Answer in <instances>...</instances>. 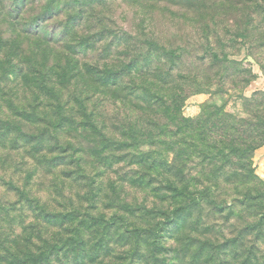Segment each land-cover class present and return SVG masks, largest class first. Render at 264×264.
<instances>
[{"label": "rangeland", "instance_id": "374dc122", "mask_svg": "<svg viewBox=\"0 0 264 264\" xmlns=\"http://www.w3.org/2000/svg\"><path fill=\"white\" fill-rule=\"evenodd\" d=\"M0 3V264L50 254L51 264H264V203L246 202L245 187L210 180L211 169L196 157L178 164L200 177L193 192L211 189L217 197L167 199L164 177L142 159L149 153L171 162L174 154L157 141L151 146L157 129L130 99L94 83L149 39L187 40L196 57L215 46L214 33L128 0H28L24 9L15 0ZM233 16L224 15L219 40L237 44L230 59L257 76L242 94L250 98L264 91V14L253 16L261 28L251 41L238 37ZM181 69L184 76L206 71L190 62ZM231 88L193 93L184 117L214 106L244 117V99ZM134 125L138 141L122 148L117 142L128 141ZM252 164L259 180L248 187L264 194V147Z\"/></svg>", "mask_w": 264, "mask_h": 264}, {"label": "trees", "instance_id": "16d2710c", "mask_svg": "<svg viewBox=\"0 0 264 264\" xmlns=\"http://www.w3.org/2000/svg\"><path fill=\"white\" fill-rule=\"evenodd\" d=\"M15 1L20 3L21 9L29 5L28 0ZM104 1L106 0H98V2ZM128 1L145 5L150 10L161 9V13L165 15L179 13L182 20L195 22L205 34L214 33L218 39L214 47L207 45L195 51L199 53L196 57L190 54L187 40L183 44H173L166 41L169 35L168 38L164 37L166 41L164 46L155 42V39H147L148 41L144 43L145 48L136 52L138 56L136 55L133 60L122 65L120 69L105 70L101 73V78L94 81L98 85L97 88L107 92L115 91L113 95L118 99H130V103L136 110H142V114L146 116L149 123L148 126L157 129L158 138L149 136L151 146H156L157 141L159 145L174 154L171 162L157 163L149 153L142 159L145 163L152 162L151 170H159L158 177H164V181H158L169 193L167 199L174 201L193 198L200 203L206 198L217 197L211 189L193 192L200 183V177L186 170L188 163L178 164V161L185 159L189 162L196 157L202 165L211 169L206 174L212 177L210 180L222 185L235 186L237 190L245 187L246 202L264 203V194L252 192L248 187L255 185L259 180L252 162L255 152L264 147V91H257L250 98L242 95L257 76L253 74L252 68H245L240 62L230 59L227 51L239 49L237 44L228 46L219 40L221 31L227 26L223 17L225 14H232L237 20L238 37L251 41L255 37L257 28H261L255 25L254 17L264 14L262 10L264 0ZM0 7H2L1 3ZM175 21H167V23L176 24ZM118 37L116 34L113 39ZM125 39V36L121 37V40ZM2 43L1 40L0 45ZM109 48L111 49V46ZM188 58L189 61H186ZM186 62H190L193 67L200 66L206 69L205 74H194L191 71L189 75H182L181 67ZM260 65L264 71V63L261 62ZM127 79L130 80L129 83L126 82ZM41 84V89L47 88L45 80ZM131 84L133 89L128 88ZM213 84L217 85L221 91H224L225 86H230L237 93H241L245 102L244 117H233L225 113L224 106H214L213 109L207 107L197 119L184 117L182 110L187 99L193 93L201 92ZM136 126L134 125L126 133L128 141L117 142L119 146L127 148L136 144L139 139ZM113 143L110 142L111 145H114ZM157 165L159 167L155 169ZM261 217L264 220V214ZM51 255L30 256L29 259L19 263L51 264L56 261ZM82 260L80 258L78 261ZM9 263L16 262L10 260Z\"/></svg>", "mask_w": 264, "mask_h": 264}]
</instances>
